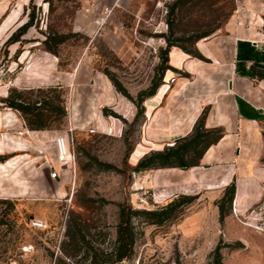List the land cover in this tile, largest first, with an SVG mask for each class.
Returning a JSON list of instances; mask_svg holds the SVG:
<instances>
[{
    "label": "rangeland",
    "instance_id": "374dc122",
    "mask_svg": "<svg viewBox=\"0 0 264 264\" xmlns=\"http://www.w3.org/2000/svg\"><path fill=\"white\" fill-rule=\"evenodd\" d=\"M158 1L119 0L108 11L99 5L82 8L80 0H41L39 4L33 0L28 6L25 22L32 13L31 25L13 42L20 46L40 43L44 49L42 40L47 34L65 35L53 54L59 69L73 73V78L69 87L53 84L13 88L31 101L46 96L54 107L64 109L63 115L52 110L46 129L63 131L71 117L76 156L71 168L57 169L66 189L63 196H20L14 191L17 181L8 176L10 194L0 192V263L208 264L219 245L221 264H264V183L259 186L261 197L243 212L235 210L236 196L230 203L225 200L226 214L221 220L218 202L225 187L187 188L179 193L176 183L185 179L187 169L135 170L145 154L172 145L175 137L160 142L164 136L149 133L152 103L145 99L141 103L143 111L137 113L134 103L118 91L111 78L136 98L138 92L150 86L167 38L198 51L199 40L219 36L228 39L224 45L229 48L225 27L236 10L235 0H192L169 15V6L175 0ZM97 7L107 12L100 21L87 22L77 14L79 9L86 13ZM215 26L207 37L188 40V36ZM259 47L264 49V38ZM166 65H170L169 54ZM182 76L188 74L167 69L157 98L163 97L164 85L170 86L175 77ZM102 79L109 82L117 98L115 103H111L112 95L104 102L95 98ZM198 86L193 90L199 91ZM189 96L199 97L202 93ZM100 113L104 117L98 119ZM17 114L22 117L20 112ZM92 127L94 132H90ZM43 140L47 151L53 150L54 145L50 147L48 139ZM27 149L29 154L34 151ZM89 156L113 168L102 169ZM260 162L264 166V152ZM31 169L27 165L25 174ZM172 187L174 190H170ZM181 194L192 199L175 218L155 224L144 221L142 215H132L136 231L133 252L128 258L111 262L121 205L128 214L133 210H154ZM34 219H42L44 227L32 226Z\"/></svg>",
    "mask_w": 264,
    "mask_h": 264
},
{
    "label": "crops",
    "instance_id": "0c3cea01",
    "mask_svg": "<svg viewBox=\"0 0 264 264\" xmlns=\"http://www.w3.org/2000/svg\"><path fill=\"white\" fill-rule=\"evenodd\" d=\"M32 1L0 0V99L8 95L11 87L71 85L73 73L60 70L57 56L44 50L40 43L20 46L7 42L26 21ZM40 1L34 0V3ZM118 1L98 0V5L109 8ZM235 1V14L225 27L229 48L224 45L228 39L214 36L196 43L197 50L207 60L193 57L177 47L170 49V65L188 76L175 77L159 101L156 93L147 98L152 103L147 130L164 136L160 142L172 136L176 139L191 132L205 109V127L219 128L222 135L205 150L198 165L186 170L185 179L176 183L177 192H185L187 188L221 190L234 180L233 200L235 196L237 200L234 207L236 212H243L261 197L259 186L264 183V166L260 162L264 152V80L256 79L250 68H264V49L259 47L264 38V0ZM80 3L82 8L88 6L84 0ZM77 14L94 23L104 19L105 13L97 7L86 13L79 9ZM195 86L201 89L194 91ZM195 92L202 96H189ZM111 95V103H115L117 98L110 91L109 82L102 79L95 98L104 102ZM73 116L75 118L76 113ZM96 117L104 116L100 113ZM9 121H13L10 127ZM70 121L72 124L71 117ZM22 128L17 112L0 104V175H4L0 176L1 194H10L8 176H12L11 179L17 181L14 191L20 196H63L66 194L63 179L49 177V168L37 152L41 148L47 150L44 138L48 139L50 147L54 145L50 139L58 130L27 128L28 135L17 136V129ZM27 147L34 150L32 154L27 153L30 150ZM47 154L58 169L54 150ZM27 165L32 169L26 175ZM173 169L176 167L156 168V171Z\"/></svg>",
    "mask_w": 264,
    "mask_h": 264
},
{
    "label": "trees",
    "instance_id": "16d2710c",
    "mask_svg": "<svg viewBox=\"0 0 264 264\" xmlns=\"http://www.w3.org/2000/svg\"><path fill=\"white\" fill-rule=\"evenodd\" d=\"M192 0H175L169 6L168 14H173L174 10ZM207 1V0H201ZM218 1V0H212ZM33 14L29 13V20L19 26L12 35L8 38L7 42H13L18 37L25 33L26 29L31 25ZM217 26L201 31L188 36V40L195 42L201 38L207 37L215 31ZM65 35L63 34H47L42 40L44 49L55 53L56 46L63 42ZM166 47L161 49L160 52V63L155 68V76L153 77L150 86L138 92L136 98L131 97L120 85L111 78L115 87L125 97L131 100L137 108V113L143 111L141 103L148 97L157 94L158 89L163 85L162 77L167 69L176 70L170 65H166L168 61V54L172 47H180L184 52L188 53L193 57L199 59H205L198 51L188 49L176 43V41L167 38ZM251 70L259 78L264 80V69L252 66ZM162 83V84H161ZM1 106L11 108L21 113V116L26 126L31 130H41L48 128L46 120L51 116L52 110H57L61 115L64 114L62 107H54L52 100L46 96L40 98V100L31 101L28 97L24 96L22 91L17 89H11L6 97L0 99ZM107 112V109H103ZM110 114H115L109 111ZM206 110L204 109L201 115L196 120L191 132L188 134L178 137L174 143L170 146H165L162 149L150 151L145 154L136 164L135 170H144L150 168H168L176 167L181 169H188L192 166L198 165L199 160L202 157L205 150L221 137L222 133L219 128L209 129L205 127ZM92 162L98 165L102 169L113 168V165L99 161L96 157L89 156ZM235 193V182L232 180L224 188V194L218 202L219 218L222 220L226 214L224 207V201L230 203ZM190 195L181 194L176 199L171 200L167 205L154 210H133L131 214L125 212L124 207L121 205L119 209V222L116 226V239L111 255H114V259L111 262L121 261L128 258L133 252V245L136 239L135 225L132 222V215H142L144 221L149 223L161 224L167 220L175 218L179 209L185 204L191 201ZM221 253L220 247L217 245L212 252V257L208 264H221Z\"/></svg>",
    "mask_w": 264,
    "mask_h": 264
},
{
    "label": "built area",
    "instance_id": "2783aa9c",
    "mask_svg": "<svg viewBox=\"0 0 264 264\" xmlns=\"http://www.w3.org/2000/svg\"><path fill=\"white\" fill-rule=\"evenodd\" d=\"M86 1L90 6H97L98 0H84ZM169 0H159V3H164ZM105 11H108V7H105ZM107 14V12L105 13ZM19 120L22 123V129H17L16 135L22 136L24 133L25 135H28L29 130L27 129V126L23 120L22 117L19 116ZM13 121H9V127L12 126ZM96 129L92 128L90 129V132H94ZM74 127L71 124V121H68V126L65 130L60 131L56 134V136L53 139V150H54V158L56 162L59 164V168H63L64 170L67 168H71L72 163L75 161V147H74V136H73ZM38 154L42 156L43 158V164H45L50 170H49V177L51 179H59V172L55 168V166L52 163V160L47 154L46 149H38ZM67 154L69 156H67ZM68 166V167H67ZM66 167V168H65ZM32 226L36 228L44 227V221L42 219H34L32 220ZM0 264H17L14 261H8V262H2Z\"/></svg>",
    "mask_w": 264,
    "mask_h": 264
},
{
    "label": "bare ground",
    "instance_id": "6f19581e",
    "mask_svg": "<svg viewBox=\"0 0 264 264\" xmlns=\"http://www.w3.org/2000/svg\"><path fill=\"white\" fill-rule=\"evenodd\" d=\"M169 88V85H164L163 87H162V90H161V94L163 93L164 94V92L167 90ZM162 94V95H163ZM158 95V94H157ZM158 101H159V99H158ZM67 156H69L68 154H67ZM15 165V164H14Z\"/></svg>",
    "mask_w": 264,
    "mask_h": 264
}]
</instances>
